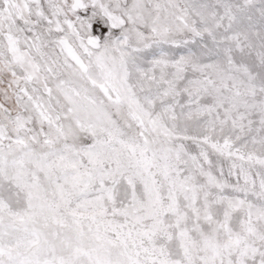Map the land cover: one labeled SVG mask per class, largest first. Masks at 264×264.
Returning <instances> with one entry per match:
<instances>
[{
  "label": "snow or ice",
  "instance_id": "6c2138e0",
  "mask_svg": "<svg viewBox=\"0 0 264 264\" xmlns=\"http://www.w3.org/2000/svg\"><path fill=\"white\" fill-rule=\"evenodd\" d=\"M0 264H264V0H0Z\"/></svg>",
  "mask_w": 264,
  "mask_h": 264
}]
</instances>
